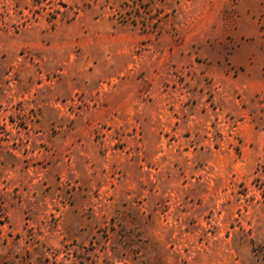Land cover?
<instances>
[{
    "label": "rangeland",
    "instance_id": "obj_1",
    "mask_svg": "<svg viewBox=\"0 0 264 264\" xmlns=\"http://www.w3.org/2000/svg\"><path fill=\"white\" fill-rule=\"evenodd\" d=\"M75 255L264 264V0H0V264Z\"/></svg>",
    "mask_w": 264,
    "mask_h": 264
},
{
    "label": "trees",
    "instance_id": "obj_2",
    "mask_svg": "<svg viewBox=\"0 0 264 264\" xmlns=\"http://www.w3.org/2000/svg\"><path fill=\"white\" fill-rule=\"evenodd\" d=\"M78 259H79V256L75 255L73 262L72 263L70 262V264H78V262H77V261H79ZM87 260L88 261L86 262V264H96L94 259L92 257H90V256L87 257ZM61 264H65V263H61Z\"/></svg>",
    "mask_w": 264,
    "mask_h": 264
}]
</instances>
